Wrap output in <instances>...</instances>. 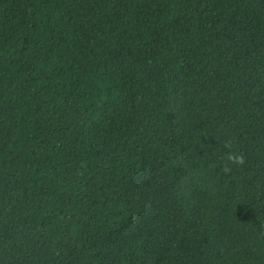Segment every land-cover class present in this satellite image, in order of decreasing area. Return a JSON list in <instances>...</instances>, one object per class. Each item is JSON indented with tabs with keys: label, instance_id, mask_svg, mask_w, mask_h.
Returning <instances> with one entry per match:
<instances>
[{
	"label": "trees",
	"instance_id": "16d2710c",
	"mask_svg": "<svg viewBox=\"0 0 264 264\" xmlns=\"http://www.w3.org/2000/svg\"><path fill=\"white\" fill-rule=\"evenodd\" d=\"M0 264H264V0H0Z\"/></svg>",
	"mask_w": 264,
	"mask_h": 264
}]
</instances>
